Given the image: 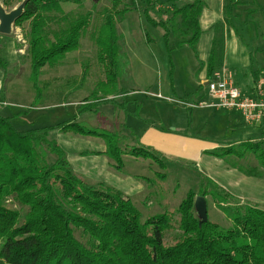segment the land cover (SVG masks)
<instances>
[{"label":"rangeland","instance_id":"obj_1","mask_svg":"<svg viewBox=\"0 0 264 264\" xmlns=\"http://www.w3.org/2000/svg\"><path fill=\"white\" fill-rule=\"evenodd\" d=\"M163 1L159 0L158 8L171 11L191 0H173L170 4ZM201 1L205 7L200 16L202 34L196 54L187 46L177 48V37L172 34L166 44L163 32L152 29L145 21L144 5L139 0H94V5L85 1L83 11L91 13L90 33L94 26L100 25L101 8L110 9L114 3L115 14L127 10L124 21L118 25L122 36L118 105L101 106L96 115L87 112L76 117L78 105L105 74L103 64L97 61V49L88 36L59 64L41 69L35 88L25 57L26 24L24 29L12 28L10 35H1L0 57L7 68L4 75L0 71V115L9 117L18 131L56 126L75 116L76 122L87 130H105L120 137L118 150L122 164L118 169L106 154V147L103 149L105 144L101 139L70 133H57L56 138V133H52L59 146L66 149L67 159L77 174L92 184L103 183L120 190L130 199L142 221L174 211L189 192L196 195L202 190L217 195L220 207L214 196L205 198L207 219L222 229L232 226L231 213L226 214L222 209L231 211L238 204H256L264 209V145L261 159L240 147L244 142H264L262 124L250 126L236 111H187L177 105L181 101L192 102V94L200 87V81L206 79L213 43L216 69L230 71L235 86L243 93L251 92L253 74L264 70V0H235L238 4L231 12L229 23L224 21V0ZM62 7L65 11L76 9L70 4ZM146 31L151 39L149 44ZM204 93L206 88L202 86ZM121 104L124 108H120ZM24 111H28L26 116L10 117ZM141 129L163 130L166 134L163 140L170 141L167 145L174 144L146 147L165 163V168L125 154L130 146H146L140 137L137 142L131 137L141 136ZM228 148H234L240 158L209 154ZM253 171H258L261 177H248V172ZM159 175L164 178L160 179ZM218 188L223 197L214 193ZM231 198L234 204L228 201ZM172 238L168 235L165 239Z\"/></svg>","mask_w":264,"mask_h":264},{"label":"trees","instance_id":"obj_2","mask_svg":"<svg viewBox=\"0 0 264 264\" xmlns=\"http://www.w3.org/2000/svg\"><path fill=\"white\" fill-rule=\"evenodd\" d=\"M22 1L0 0V5L10 11ZM85 1L27 0L23 13L12 26L24 29L26 24L25 57L35 88L41 69L59 64L88 36L97 49V61L103 64L105 74L78 105L76 117L87 112L96 115L104 105H118L122 37L118 25L127 13L124 9L115 14L114 3L110 9L101 8L100 25L94 26L90 33L91 13L83 11ZM89 1L94 5V0ZM139 1L144 5L145 21L152 29L163 32L166 44L172 34L177 37V48L187 46L196 54L202 34L200 16L205 7L201 0H191L171 11L158 8L159 0ZM171 1L165 0L163 4ZM64 4L76 9L65 11ZM237 4L235 0H224L223 16L227 23ZM144 33L149 44V33ZM2 42L0 35V51ZM214 47L213 43L206 79L217 68ZM6 68L0 57L3 75ZM260 73L253 74V84ZM202 86L192 94V102L181 101L177 105L187 111L199 109L188 108L185 103L205 101ZM27 112L10 117L26 116ZM76 117L56 126L18 131L9 117L0 115V264H264V209L259 205L238 204L231 211L222 209L226 214L231 213L232 226L228 229L209 220L199 226L194 212L195 196H214L217 206H221L217 195L202 190L196 195L189 192L174 211L142 221L130 199L120 190L103 183L92 184L77 174L52 133L99 138L116 168L120 169L122 161L118 150L120 137L105 130H87L76 122ZM131 137L137 142L133 134ZM262 145V141L244 142L240 147L261 159ZM216 150L209 154L240 158L234 148ZM125 151L129 157L165 168V163L146 147L130 146ZM247 176L259 179L261 174L253 171ZM214 193L223 197L220 188ZM232 200H228L230 204H234ZM168 235L173 236L169 241L165 239Z\"/></svg>","mask_w":264,"mask_h":264},{"label":"built area","instance_id":"obj_3","mask_svg":"<svg viewBox=\"0 0 264 264\" xmlns=\"http://www.w3.org/2000/svg\"><path fill=\"white\" fill-rule=\"evenodd\" d=\"M202 85L206 88V100L196 104L185 103L186 107L236 111L250 126L264 124V70L249 94L235 86L233 74L226 69L214 70ZM155 97L160 98L159 95Z\"/></svg>","mask_w":264,"mask_h":264},{"label":"water","instance_id":"obj_4","mask_svg":"<svg viewBox=\"0 0 264 264\" xmlns=\"http://www.w3.org/2000/svg\"><path fill=\"white\" fill-rule=\"evenodd\" d=\"M27 0H23L18 6L12 10L6 12L5 9L0 5V35H10L12 26L16 19H18L23 13L24 6ZM194 212L198 218V225L207 222V210L205 198L197 196L194 199Z\"/></svg>","mask_w":264,"mask_h":264},{"label":"crops","instance_id":"obj_5","mask_svg":"<svg viewBox=\"0 0 264 264\" xmlns=\"http://www.w3.org/2000/svg\"><path fill=\"white\" fill-rule=\"evenodd\" d=\"M200 83L202 84L203 83V81L201 80L200 81ZM153 96V95H152ZM100 111V110H99ZM262 127H263V129H264V124H262L261 125ZM133 131V130H132ZM140 132H142V134H141V136H137V139L140 137V142L141 143H143L144 145L146 144V146L145 147H148L147 145H150V147L152 146V147H160V145H167V143H170V141L169 142H167L166 140H163V139H165L166 138V134H165V132H160L159 130H157V129H155V130H151V129H149V130H147V129H141V131ZM261 133L263 134L264 133V130H262L261 131ZM161 135H162V137H161ZM57 134H56V138H57ZM67 136V135H66ZM69 137V136H68ZM94 139H96V138H94ZM172 141V140H171ZM56 142L58 143V140L56 139ZM172 143H174V140L172 141ZM99 144V143H98ZM58 145H59V143H58ZM171 146H174V144H168L167 145V147H171ZM61 147V146H60ZM63 148V147H62ZM149 148V147H148ZM162 148H166V147H162ZM103 149H105V146H104V148ZM102 149V151H104ZM65 148H64V152H65ZM205 152H208V151H203L202 153H205ZM66 153V152H65Z\"/></svg>","mask_w":264,"mask_h":264}]
</instances>
